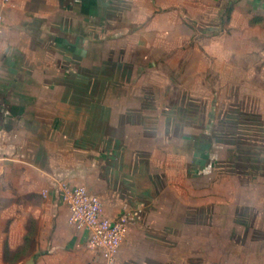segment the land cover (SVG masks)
<instances>
[{"label": "crops", "instance_id": "1", "mask_svg": "<svg viewBox=\"0 0 264 264\" xmlns=\"http://www.w3.org/2000/svg\"><path fill=\"white\" fill-rule=\"evenodd\" d=\"M180 1L0 0V225L37 226L51 246L87 244L62 197L82 185L126 226L114 264L193 236L207 140L165 105L156 60Z\"/></svg>", "mask_w": 264, "mask_h": 264}, {"label": "rangeland", "instance_id": "2", "mask_svg": "<svg viewBox=\"0 0 264 264\" xmlns=\"http://www.w3.org/2000/svg\"><path fill=\"white\" fill-rule=\"evenodd\" d=\"M177 10L156 60L165 105L207 140L209 159L196 164L206 184L197 178L193 236L122 264H264V0H181ZM16 229L0 225V264H110L86 243L51 246L37 226Z\"/></svg>", "mask_w": 264, "mask_h": 264}, {"label": "built area", "instance_id": "3", "mask_svg": "<svg viewBox=\"0 0 264 264\" xmlns=\"http://www.w3.org/2000/svg\"><path fill=\"white\" fill-rule=\"evenodd\" d=\"M6 3L8 0H1ZM63 201L68 208L67 222L86 236L88 246L106 262L114 264L126 234L123 221H113L103 215L100 198L85 186L64 187Z\"/></svg>", "mask_w": 264, "mask_h": 264}]
</instances>
